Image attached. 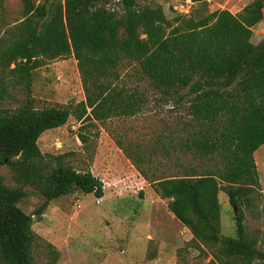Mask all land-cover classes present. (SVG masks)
Listing matches in <instances>:
<instances>
[{
  "label": "trees",
  "instance_id": "16d2710c",
  "mask_svg": "<svg viewBox=\"0 0 264 264\" xmlns=\"http://www.w3.org/2000/svg\"><path fill=\"white\" fill-rule=\"evenodd\" d=\"M3 1L0 95L3 83L12 82L23 86L25 99L14 109L0 107V166H9L21 184L12 187L0 176V263L37 264L33 215L41 220L50 199L76 189L104 195L102 179L91 170H77L64 154L43 153L38 145L42 133L64 125L72 111L34 106V71L46 60L73 55L85 92L79 120L133 116L147 104L148 96L138 86L124 89L119 83L126 63L136 65L139 86L146 82L161 100L186 102L197 131L173 148L186 147L211 161L206 168L191 166L173 174L143 168L142 163H152L145 151L131 154L119 139L115 142L199 238L193 240L196 247L208 249V264H264V246L259 236L248 234L242 209L259 187L254 152L264 144V37L251 40L253 26L264 23V0H251L237 13L217 8L199 17L181 13L172 18L161 5H140L138 0H115L119 14L108 7L113 0H20L22 17L11 24L4 23ZM192 1L205 5L207 0ZM79 137L87 139L81 131ZM26 185L45 196L33 213L18 205ZM220 190L237 211L232 236L221 233ZM46 248L49 261L44 264H55L59 251L50 242Z\"/></svg>",
  "mask_w": 264,
  "mask_h": 264
},
{
  "label": "rangeland",
  "instance_id": "374dc122",
  "mask_svg": "<svg viewBox=\"0 0 264 264\" xmlns=\"http://www.w3.org/2000/svg\"><path fill=\"white\" fill-rule=\"evenodd\" d=\"M249 1L207 0L201 5L192 0H138L140 5H161L168 18L184 10L195 17L217 8L237 13ZM108 7L117 14L121 12L115 0ZM2 15L6 24L20 19V0H4ZM252 29L251 40L257 43L264 37V23L260 22ZM135 66L126 63L120 68L119 83L124 89L138 86L147 94V104L136 115L112 116L92 123L77 118L85 92L73 55L46 60L34 71L30 86L34 106H66L72 111L64 125L42 133L38 139L41 152L64 154L65 160L77 170L93 168L104 183L101 198L76 189L50 199L41 220L33 215L32 228L38 238L32 253L37 264L49 261L46 242L59 251L55 264H208L211 259L206 247L201 244L204 252L196 247L193 240H200L194 237L191 229L171 211H165L167 199L160 203V197L115 142V138L119 139L131 154L145 151L152 163L144 162L142 167L160 168L166 174L180 173L182 168L191 166L206 168L211 164L186 147L173 148L190 140L198 126L188 114L185 101L161 100L146 82H141L140 87L134 75ZM3 84L6 85L4 94L0 95V107L14 109L21 105L25 99L23 86L12 82ZM80 131L86 135V141L80 139ZM254 158L259 187L250 194V203L243 204L242 209L248 234L259 236V243L264 246V144L254 152ZM0 176L7 185H21L14 180L7 165L0 166ZM22 188L26 195L18 205L26 213H33L44 202L45 196L36 187L26 185ZM218 197L221 233L232 236L236 208L229 203L223 190L219 191Z\"/></svg>",
  "mask_w": 264,
  "mask_h": 264
},
{
  "label": "crops",
  "instance_id": "0c3cea01",
  "mask_svg": "<svg viewBox=\"0 0 264 264\" xmlns=\"http://www.w3.org/2000/svg\"><path fill=\"white\" fill-rule=\"evenodd\" d=\"M91 172L95 175V173H94V169L93 168H91ZM97 176V175H96ZM160 203H163V199L162 198H160ZM157 210V209H156ZM165 211H167V212H169L170 210L168 209V205L167 204H165ZM174 215V214H173Z\"/></svg>",
  "mask_w": 264,
  "mask_h": 264
},
{
  "label": "built area",
  "instance_id": "2783aa9c",
  "mask_svg": "<svg viewBox=\"0 0 264 264\" xmlns=\"http://www.w3.org/2000/svg\"><path fill=\"white\" fill-rule=\"evenodd\" d=\"M187 2H190V0H187ZM185 11L188 12L187 10H184V12H182V13H186ZM78 206H79V204H78Z\"/></svg>",
  "mask_w": 264,
  "mask_h": 264
},
{
  "label": "water",
  "instance_id": "95a60500",
  "mask_svg": "<svg viewBox=\"0 0 264 264\" xmlns=\"http://www.w3.org/2000/svg\"><path fill=\"white\" fill-rule=\"evenodd\" d=\"M234 209H235V207H234Z\"/></svg>",
  "mask_w": 264,
  "mask_h": 264
}]
</instances>
